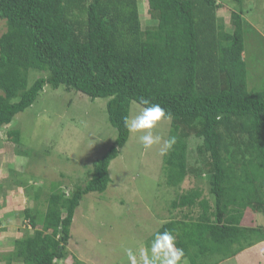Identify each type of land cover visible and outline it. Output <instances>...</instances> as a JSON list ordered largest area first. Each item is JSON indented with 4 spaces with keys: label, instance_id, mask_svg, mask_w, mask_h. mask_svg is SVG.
Returning <instances> with one entry per match:
<instances>
[{
    "label": "trees",
    "instance_id": "trees-1",
    "mask_svg": "<svg viewBox=\"0 0 264 264\" xmlns=\"http://www.w3.org/2000/svg\"><path fill=\"white\" fill-rule=\"evenodd\" d=\"M146 4L152 24L142 28L138 0H0L5 26L0 128L32 106L45 86H63L106 99L108 120L117 132L83 185L68 192L56 186L41 201V192L13 184L40 209H23L29 229L24 227L12 250L0 252V262L65 261L75 212L85 195L109 186V165L130 136L123 117L141 98L172 114L170 137L176 138L162 163L164 184L175 193L169 201L172 217L157 231L173 232L189 264H209L207 256H222L216 264L264 240V222L241 225L246 210L264 221V90L249 89L244 54L249 24L239 10L230 12L227 26L218 0ZM37 71L45 76L29 86L31 72ZM10 126L4 143L18 146L20 131ZM191 137L201 141L197 167L188 163ZM190 177L207 188L206 197L197 187L181 191ZM71 258L72 264H83Z\"/></svg>",
    "mask_w": 264,
    "mask_h": 264
},
{
    "label": "rangeland",
    "instance_id": "rangeland-1",
    "mask_svg": "<svg viewBox=\"0 0 264 264\" xmlns=\"http://www.w3.org/2000/svg\"><path fill=\"white\" fill-rule=\"evenodd\" d=\"M239 1L241 5L235 0H218L224 5L218 14L229 26L230 12L242 11L249 24L244 51L249 89L264 90V0ZM138 2L140 21L145 28L152 20L146 0ZM4 31V22L0 20V35ZM31 73L29 86L45 76L38 71ZM250 73L254 89L250 87ZM106 102L104 98L90 99L75 90L66 91L63 86L58 89L45 86L33 105L16 115L10 124L20 131L18 146L4 143L11 126L0 128V252L12 250L24 226L27 229L28 221L21 214L23 209H40L33 198H28L13 184H27L31 192H41L42 201L56 186L67 191L89 179L93 162L117 137L108 120ZM140 109L141 106L133 102L130 115ZM170 129L171 121H164L155 132L163 141L170 137ZM200 142L196 137L189 139L188 163L191 167L200 165L196 153ZM162 146L161 143L144 150L138 137L130 134L120 154L109 165L111 182L107 189L103 193L85 195L77 208L66 246L68 255L61 264H72L71 257L83 264H128L126 247H132L139 259V249L146 246L149 237L171 216L169 201L175 193L164 184ZM192 187L202 189L206 197L207 188L197 185L191 177L180 189L185 191ZM197 212L195 208L194 215ZM6 213H10L7 218L4 217ZM174 213L178 215L180 210ZM263 222L261 215L246 210L241 225L253 227ZM220 257L207 256L205 260L214 264ZM216 264H264V240Z\"/></svg>",
    "mask_w": 264,
    "mask_h": 264
},
{
    "label": "clouds",
    "instance_id": "clouds-1",
    "mask_svg": "<svg viewBox=\"0 0 264 264\" xmlns=\"http://www.w3.org/2000/svg\"><path fill=\"white\" fill-rule=\"evenodd\" d=\"M139 104L142 105L139 112L123 117L125 128L138 137L144 150L162 143L160 154L166 155L176 143V138L173 136L162 141V137L155 130L162 122L171 121L172 114L148 99L141 98ZM19 189L25 194L22 188ZM124 251L128 264H189L184 249L177 246L176 236L169 230L155 232L150 244L139 249V259L132 247H126Z\"/></svg>",
    "mask_w": 264,
    "mask_h": 264
},
{
    "label": "crops",
    "instance_id": "crops-1",
    "mask_svg": "<svg viewBox=\"0 0 264 264\" xmlns=\"http://www.w3.org/2000/svg\"><path fill=\"white\" fill-rule=\"evenodd\" d=\"M258 244V243H257Z\"/></svg>",
    "mask_w": 264,
    "mask_h": 264
}]
</instances>
